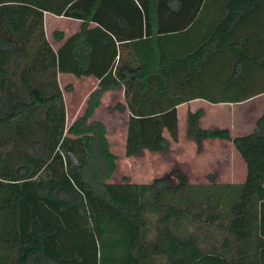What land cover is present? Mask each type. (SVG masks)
<instances>
[{"label":"trees","instance_id":"1","mask_svg":"<svg viewBox=\"0 0 264 264\" xmlns=\"http://www.w3.org/2000/svg\"><path fill=\"white\" fill-rule=\"evenodd\" d=\"M45 13L82 22L57 51ZM252 72L264 73V0H0V264H264V114L233 139L202 128L204 110L188 113L186 139L199 151L231 142L242 184L214 174L191 184L179 170L112 183L118 157L93 120L103 95L125 86L126 157L165 153L179 140L178 106L264 94L209 99L191 94L196 81L244 92ZM67 73L99 81L69 129L58 84Z\"/></svg>","mask_w":264,"mask_h":264},{"label":"rangeland","instance_id":"2","mask_svg":"<svg viewBox=\"0 0 264 264\" xmlns=\"http://www.w3.org/2000/svg\"><path fill=\"white\" fill-rule=\"evenodd\" d=\"M66 22L59 21L58 25L54 26L47 33V38L55 49H57V45L55 44L53 33L62 32L66 34L72 29V23ZM208 22L202 21L192 31L193 36H195V33H200L201 26H205ZM202 29L204 31V27ZM186 39L187 37L179 39L183 41V44L185 43L186 47L182 46L185 51L189 50L193 45V43L189 45V42L185 41ZM174 43L178 42L175 39L168 41L165 43V47L172 49ZM200 81L204 82L200 83L196 81L194 83V89L191 90L192 95L204 96L209 99H236L243 94H252L262 89L264 87V73L252 72L248 80L249 82H245L244 84V92L236 88L230 90L212 88L214 86L213 82H215L214 79ZM62 83L65 86L69 85L64 79H62ZM72 85L74 87L75 82ZM72 85L69 86L71 87ZM76 98L78 99L80 108L82 98L78 93H76ZM108 106H113L110 98L107 99L106 104L102 105V108L98 111L96 121L106 125L109 131L108 140H110L112 152L118 157L117 170L110 182L123 183L128 181L134 184H150L155 179L168 175L173 170L185 173L191 184H208L209 176L213 174L217 177L218 183H226L229 180V174H235L239 181L243 180L241 178V175L244 173L243 164L229 142L213 144L207 142L206 150L202 148L199 151L195 143L188 141L182 136L179 137L177 143L171 144L168 152L156 155L149 154L141 159L125 158L122 150V141L125 135L126 120L123 115L111 113V107L108 109ZM200 108L206 112V116L204 117L203 115L202 119L204 128L228 129L231 132L232 138H235L255 128L258 117L264 114V96L261 95L249 103L240 104L206 105L205 103H198L196 109L200 110ZM81 115L82 113L79 117ZM67 125L68 128L71 127V124L68 122ZM222 146H228V149H224ZM224 150L226 155L229 156V161L226 163L221 159V154Z\"/></svg>","mask_w":264,"mask_h":264},{"label":"crops","instance_id":"3","mask_svg":"<svg viewBox=\"0 0 264 264\" xmlns=\"http://www.w3.org/2000/svg\"><path fill=\"white\" fill-rule=\"evenodd\" d=\"M59 21L60 22L67 21L66 23H72L73 26H72V29L68 33H66V34L64 33V40L61 43H58V42H56L54 40L55 44L57 45V49L53 48L51 42L47 38L48 41L50 42L52 48L55 51H57L68 38H70L74 34L78 33L80 31V28H81V25H82V22L78 21V20L67 19V18H64V17H57V16H55L53 14L45 13V15H44V24H45L46 36H47V33L50 32L53 29L54 26L58 25ZM91 27H94V25H91ZM62 79H64L66 82H68L69 85H72L75 82V86L74 87H73V85L71 86V87H73V89L72 90H68L67 88H68L69 85L65 86V84L62 83ZM58 84H59L60 90L63 93L64 102H65L66 125H67V122H68L72 126L79 118H81L84 115V113L86 111V108H87L88 100H89L91 94L98 89L99 81L95 77H82V78L79 79V78H76L73 74H68L67 73V74H59L58 75ZM76 93H78L79 96L82 98V102L80 104V108H79V105H78L79 104L78 103V99L76 98ZM259 96H261V95H259ZM259 96H257V97H259ZM262 96H264V94H262ZM257 97H255V98H257ZM108 98H110V102L113 105V106H108L107 107L108 109L111 107V111L110 112L114 113V114L115 113L116 114H120L121 116L123 115L125 120H126V125H125V129H124L125 135H124V139L122 141V150L124 152L125 158H127L126 155H125V149H126L127 130H128V122H129V118H130V111L127 108V104H126V101H125V86H122V88H120L118 90L108 91V92H106L103 95V97L101 99V107H99L95 111V115L93 117V120L94 121L97 120L98 111L102 108V105L106 104V101H107ZM255 98H253V99H255ZM253 99L248 100V101L243 102V103H249ZM198 103H205L206 105H208V104L214 105V104H211V103L206 102L204 100H195V101H192L190 103L182 104V105L177 107V110H178V121H179L178 122V125H179V137L183 136V137L186 138V125H187L188 113L189 112L198 111L199 109H196L198 107ZM117 105H123L126 108L124 109V111H119L116 108ZM217 105H221V104H217ZM200 109H202V108H200ZM81 113H82V115H81V117H79V115ZM205 116H206V112L204 110V117ZM260 117H258V119ZM201 125H202V128H204L203 127V120H201ZM204 129H212V128H204ZM253 129H251L250 131L246 132L243 135H239V136H236V137H241V136L248 135L250 132L253 131ZM108 136H109V131L107 130V138L109 139ZM165 136L167 138H169V135H168L167 132H165ZM109 142H110V140H109ZM207 142H211V144L218 143V142L219 143H227L226 141H220V140H208V141L204 142L203 150H206ZM229 144L233 146V149H234L235 153L238 155L240 161L243 164L244 173L241 175V178L243 180L239 181V180H237L238 177L235 174H233V175L229 174V180L226 183H223V184H242L247 179V168H246V165H245L244 161L241 159L240 155L236 151L234 145L231 144V142H229ZM222 147L224 149H228V146H222ZM110 149L112 151L111 145H110ZM149 154H151V153L146 151L141 157H133V158H127V159H138V158L141 159V158H143L145 156H148ZM157 154H161V153H157ZM152 155H154V154H152ZM228 157L229 156L226 155L225 150H224V152L221 154L222 161L224 163H226L227 161H229ZM113 183H116V182H113Z\"/></svg>","mask_w":264,"mask_h":264}]
</instances>
